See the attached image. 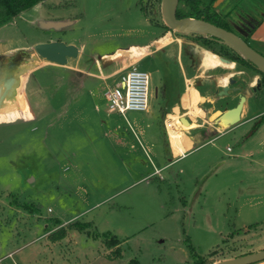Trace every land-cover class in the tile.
Returning <instances> with one entry per match:
<instances>
[{"label": "rangeland", "instance_id": "374dc122", "mask_svg": "<svg viewBox=\"0 0 264 264\" xmlns=\"http://www.w3.org/2000/svg\"><path fill=\"white\" fill-rule=\"evenodd\" d=\"M224 2L212 4V8L227 23L229 30L241 38L264 14V0ZM49 3L46 10L50 11H42L43 16H90L91 21L88 19L73 31H44L28 27L22 14L25 17L32 14L26 11L15 20L14 29L22 35L19 36L21 43H31L28 50L36 45L32 43L72 41L77 45L84 43L86 58L116 46L126 47L145 41L157 36L154 33L160 34L161 25L156 26L145 19L138 0L123 3L120 0H53ZM179 10L185 13L187 8L180 3ZM92 16L129 18L124 24L116 21L118 23L104 26L112 28L105 34L100 24L91 29ZM170 32L173 37L181 39V45L187 50L195 44L226 54V58L233 54L213 41ZM96 33L103 36L98 39ZM172 46L177 50L175 43ZM12 48L17 46H5L0 53ZM165 56L164 51L159 58L161 62ZM174 56L170 55L168 64L175 60ZM158 57V54L154 56L156 60ZM158 67L146 60L139 68L149 76L147 111L125 114L127 121L147 123L149 126L145 132L149 133L155 129L152 121L156 123L154 116L161 103L159 88L163 70ZM236 68L245 70L251 77L257 75L258 79H263L260 73L247 70L240 63ZM59 69L56 64L40 60L39 66L29 74L37 95L33 99L37 98L39 104L35 118L23 119L19 112L15 117L0 116V264H191V255L215 260L230 255L231 248L247 246L240 242L237 245L232 236L244 230L234 225L239 216L243 217L242 213H237L236 201L246 191H260L264 181L236 186L231 184L233 179H222L221 176L234 174L236 180L243 174L244 178L264 179L263 126L244 146L237 137L239 130L221 137L211 149H204L201 152L206 154L204 159L215 156L217 162L205 171L207 177L199 173L204 163L193 161L188 165L189 172L180 175L178 186L171 181L138 182L141 175H146L144 165L129 164L126 160L123 164L115 158L113 162L108 154V151L112 152L110 148L96 142L103 131L100 119L123 120L120 115L108 111L101 91L94 99L89 95L82 97L77 105L67 110L65 120L55 125L54 110L60 107L59 103H66L58 101L57 96L60 92H67L69 83L77 79L76 75L63 72L65 79L61 89L56 83ZM70 77H73L72 81ZM79 81H83L82 78ZM257 97V109L261 111L264 109V89L257 93ZM216 105L219 110L209 113L208 119L217 117L220 110L228 107L222 102H216ZM96 106L97 112L94 110ZM184 113L181 109L178 115ZM198 118L192 120L199 121ZM124 127V131L129 132V127ZM126 140L127 144L135 141L128 134ZM140 143L145 145V142ZM140 152L134 144L133 153L138 155ZM207 162L206 166L214 160ZM197 174L201 175L202 198H194V191L190 193L187 186ZM186 186L187 203L184 207L176 191H182ZM259 231L263 232V237L264 226ZM112 240L119 244L109 246ZM212 252L215 254L208 257Z\"/></svg>", "mask_w": 264, "mask_h": 264}, {"label": "crops", "instance_id": "0c3cea01", "mask_svg": "<svg viewBox=\"0 0 264 264\" xmlns=\"http://www.w3.org/2000/svg\"><path fill=\"white\" fill-rule=\"evenodd\" d=\"M49 1L52 2L53 0H45L43 4H39L35 8L31 9V11L27 12H31L32 16L25 17L24 14H22L23 16H19H22V18L24 17V22L27 23L28 27L33 28H36V22L38 21L66 22L68 26L65 29L55 31L61 33L73 31L75 28L86 23L88 19L90 20V16L55 17L50 14L43 16L42 11L46 10V6H48ZM199 1L203 5L207 6L216 0ZM220 1L224 2V0H219L216 3ZM120 2L123 3L125 0H120ZM225 3L226 2L223 4ZM237 3L238 2H236V4ZM138 6L140 7L139 0ZM46 11H50V9ZM17 18L18 17L7 24L0 26V49L8 45H16L17 48H12L8 52L0 53V55L8 54L17 50H28L29 45H31V43L28 41L21 43L19 39L21 37L19 36L22 35H18L17 31L14 29L15 20ZM128 18L129 16H92L93 24L91 29L97 28V26L100 24L103 28L102 32L105 33L108 32L107 29L112 28H104V26H107L112 22H120L124 24L125 20ZM145 19L148 20L147 18ZM159 31L160 34L154 33L157 34V36L150 37L145 41L132 43L126 47L116 46L111 50L102 51L99 54H90L86 58H84L86 55L84 43L77 45L72 41L67 43L60 41L66 45H73L76 47L78 46V56L77 58L68 59L66 65L64 66L58 65L60 69L57 72H59L60 75L58 78H56V83H59V87L62 89V85L64 83L63 79H65L63 78V72L64 74L69 73L72 76L76 75L77 79L74 81V83H69L70 87L68 88L69 90L67 92H60L57 96L58 101H64L66 103H59L60 107L54 110V118L55 125L62 123V121L65 120L67 110L71 106L77 105L82 97L89 95L90 98L94 99L95 95L99 91H101L103 95L104 91L111 87L110 84L114 85L117 82L118 77L120 74H122V72L133 66L139 69L141 68V65L144 63V61L149 60L152 64L157 65V67L159 66L158 68L163 70L160 79L161 86L159 88V97L161 99V103L159 104L157 110L158 112L154 116L156 123L154 124V121H152V124L155 125L154 131L151 129L150 133L145 132V129H147L149 126L147 123L145 124L139 121V123L136 121L130 122L125 118L126 113L124 115L116 113L117 115H120L123 120L117 121L115 119H100L99 122L102 124L101 128L103 131L101 133L102 135L98 136L96 142L97 144H106L108 149L110 148L112 152L108 151V154H110V158L113 162L115 158V160L122 161L123 164H126L127 161L129 164L138 166L144 165L146 175H141V177L138 178V182H144L148 184L152 180L159 182L165 181V183L171 181L175 183L176 186H178L177 181L180 179V175L189 172L190 167L188 165L193 161H195L194 163L196 164L200 162L204 163L199 173L202 176L207 177L205 171L210 170L213 165L217 164L215 161L216 157L211 156V158L204 159L206 154L201 152L206 148L211 149L215 142L221 139V137L230 135L240 130L237 137L239 142L242 143V146H244L246 141H248L249 138L254 135L255 131L257 132L262 126L264 129V109L261 111L257 109L259 105V101L257 102V93L259 91L261 92V90L264 89V86L261 84L260 89H258L255 93H252L251 88H254L258 80L257 75H253L251 77L248 73H245V70H237V62H234L230 59L229 62H225L221 58H228L223 57L220 53H214L215 51L213 52L212 50L196 46L195 44H193L194 46H190L187 50L181 45V39L173 37L170 30H166L161 26ZM250 31V34H248L249 32L245 33L243 37L247 39L248 44L254 50L264 56V14L250 29ZM95 36L100 39V37L103 35L102 33H96ZM105 37L110 38L111 36L106 35ZM54 41L55 40H51L48 42ZM174 43L177 45V50L175 46L170 47V45ZM164 51L166 56L161 62L159 58ZM157 54L159 57L156 60L154 56ZM171 54H175V60L171 62V64H168ZM247 68V70H253L249 67ZM41 77L44 78V76ZM81 78L83 81H79ZM71 79H73V77H70V81H72ZM230 79L236 81L234 87H240L242 90L240 93L232 94L228 103V107L220 110L219 115L236 107L240 97L245 98V101L242 104L239 114V123L230 127H223L221 124L216 123L219 115H217V117H213V119H208V114L219 110L218 107H216L218 106L216 105V101L218 100L216 92L220 91L224 86H228ZM108 81H111V83L109 84ZM22 82H24L26 86L25 88H27L30 97L32 99L33 97H37L34 80L28 76L23 78ZM189 88H191L196 94V104H199V107L198 105L197 107L202 111V116L198 118L199 121L192 120L187 115V108L183 105V100L187 97ZM25 100L22 102L23 106L25 105V107L13 110L6 114H0V116L4 118H6L8 115L15 117V113L19 112L21 113L23 119L31 120L35 118L39 113V104L37 98H34L31 104L27 103V101L25 103ZM205 103H209V105H204ZM181 109L185 111L182 116L178 115ZM94 110H96V112L98 111L97 106ZM171 114L176 116L174 125L176 124L177 126L175 125V127L181 131L186 138V140H184V145L186 146L185 150L178 155L174 153L172 144L168 139L167 132L164 127V122H167L168 117ZM182 117L187 118L189 121L190 125L188 127L185 126L188 129L184 128V125L181 124L180 118ZM193 121L196 122L193 123ZM124 126L129 127V132L126 131V133L124 131L126 130ZM249 128H251L250 131ZM127 134L133 137L135 140L134 143L127 144ZM140 141L145 142V145L143 146ZM134 144L138 146L141 151L138 155L133 153ZM207 153H210V151ZM207 160V164L211 160H214V162L206 166ZM201 175H194L192 184L187 183V186L190 187V193H193L194 191V198H202V191L199 188V180L201 179ZM232 175L234 174L221 177L222 179H225L226 177L233 179L231 180L233 181L231 184H235L236 186L240 185V183H246L247 185H250L255 182L262 183L264 181V179L261 177L248 178L246 176L244 178L243 174L235 180V175ZM187 186L182 191L179 189L176 191L178 193V197L180 198V203H182V206L184 207H186L185 204L187 203ZM236 207L237 213H242L243 217L239 216L238 221L234 225L238 227V229L246 230L238 235L232 236L236 238L237 245L238 242H240L241 245L247 244V246L244 248L239 247V249L231 248L229 250L231 252L230 255L219 259L217 258L214 260V262L234 258L264 249V235L261 237V233L263 232L259 231L261 230V227L264 226L263 184L261 185L260 191L255 193L246 191L244 195L239 196L236 201ZM192 209L193 207L191 206V210ZM259 224L262 225L257 227L255 230L252 228L251 230L253 231L248 229V227L251 225L256 227ZM253 264H264V260Z\"/></svg>", "mask_w": 264, "mask_h": 264}, {"label": "water", "instance_id": "95a60500", "mask_svg": "<svg viewBox=\"0 0 264 264\" xmlns=\"http://www.w3.org/2000/svg\"><path fill=\"white\" fill-rule=\"evenodd\" d=\"M179 0H161L160 16L163 24L170 30L185 35L198 36L213 41L230 50L240 59L251 64L261 75H264V56L254 50L246 41L231 31L217 27L201 19L184 17L177 18L176 11ZM217 3L213 4L214 6ZM213 6V7H214ZM68 26L66 22H36L40 30L60 31ZM78 49L73 45H66L60 41L39 43L32 50H17L8 54L0 55V114H6L16 109L25 107L22 102L32 103L27 88L22 78L29 76L32 70L39 66L40 60L64 66L68 59L77 58ZM225 62L229 59L221 58ZM235 80L230 79L229 85L216 92L217 101L228 106L232 94L240 93V87H234ZM261 84L257 82L251 92L260 89ZM24 92V93H23ZM25 95V96H24ZM245 98L240 97L236 107L221 113L216 123L230 127L239 123V114ZM222 105V104H220ZM181 124L189 126L187 118H180ZM264 260V249L240 255L234 258L220 260L213 264H253Z\"/></svg>", "mask_w": 264, "mask_h": 264}, {"label": "trees", "instance_id": "16d2710c", "mask_svg": "<svg viewBox=\"0 0 264 264\" xmlns=\"http://www.w3.org/2000/svg\"><path fill=\"white\" fill-rule=\"evenodd\" d=\"M44 2L45 0H0V26H3L11 22L12 20H14L16 17H18L22 13L33 9L37 5L43 4ZM180 3H181V6L183 4V6L187 8V11L185 13L179 10ZM212 3L205 6L199 0H179V4L177 7V11H176L177 18L191 17V18L201 19L217 27H221L225 30L230 31L227 23L213 10ZM139 4L146 18L150 22H154L153 24H156V25L159 24L164 29L169 30L159 18L161 0H146V1L139 0ZM250 33L251 31H249L248 34ZM245 41L248 43L246 38H245ZM207 49L211 50L210 48H207ZM214 53L219 54L218 52H214ZM225 55H222V56L224 57ZM227 58L257 71L251 64L240 59L238 56L234 54H232L231 57L228 56ZM262 77H263L262 85L264 86V75H262ZM249 228H254V225L249 226ZM241 231L243 232L244 230H241ZM118 244L119 242L117 240H112L109 246H117ZM214 254L215 252H212L211 254H209L208 257H211ZM191 257H192L191 264H213L215 263L214 260H211V258H207L203 260V259H199L195 257V255H191Z\"/></svg>", "mask_w": 264, "mask_h": 264}, {"label": "built area", "instance_id": "2783aa9c", "mask_svg": "<svg viewBox=\"0 0 264 264\" xmlns=\"http://www.w3.org/2000/svg\"><path fill=\"white\" fill-rule=\"evenodd\" d=\"M149 86V76L145 71L135 66L128 68L103 93L108 111L121 115L127 112H146L149 106ZM164 127L166 130V121Z\"/></svg>", "mask_w": 264, "mask_h": 264}, {"label": "bare ground", "instance_id": "6f19581e", "mask_svg": "<svg viewBox=\"0 0 264 264\" xmlns=\"http://www.w3.org/2000/svg\"><path fill=\"white\" fill-rule=\"evenodd\" d=\"M196 102H197V96L194 93V91L191 88H189L188 95L183 100V105L187 108V115L191 119H196L202 116V111L197 107ZM174 120H176V116L170 115L168 117V120L166 122V132H167L168 139L172 144L174 153L178 155L184 152L185 150L186 146L184 145V140H186V138L183 135V133L175 127L176 124L174 125ZM186 127L184 125V128Z\"/></svg>", "mask_w": 264, "mask_h": 264}, {"label": "flooded vegetation", "instance_id": "af4514ba", "mask_svg": "<svg viewBox=\"0 0 264 264\" xmlns=\"http://www.w3.org/2000/svg\"><path fill=\"white\" fill-rule=\"evenodd\" d=\"M257 82H260V84H262V79H261V78L258 79ZM257 82H256L255 86L257 85ZM255 86H254V87H255Z\"/></svg>", "mask_w": 264, "mask_h": 264}]
</instances>
